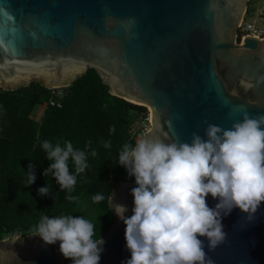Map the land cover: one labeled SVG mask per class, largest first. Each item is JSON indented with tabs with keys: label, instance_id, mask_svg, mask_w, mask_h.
<instances>
[{
	"label": "water",
	"instance_id": "1",
	"mask_svg": "<svg viewBox=\"0 0 264 264\" xmlns=\"http://www.w3.org/2000/svg\"><path fill=\"white\" fill-rule=\"evenodd\" d=\"M250 0H0V88L32 83L70 87L90 69L110 94L150 112L140 137L191 142L208 123L224 128L264 115V37L240 35ZM134 176L109 197L114 224L99 264L130 258L125 224ZM209 207L217 200L207 197ZM227 238L205 251L213 264H264V203L247 221L238 208L223 217ZM59 242L32 233L0 239V264H66Z\"/></svg>",
	"mask_w": 264,
	"mask_h": 264
},
{
	"label": "clouds",
	"instance_id": "2",
	"mask_svg": "<svg viewBox=\"0 0 264 264\" xmlns=\"http://www.w3.org/2000/svg\"><path fill=\"white\" fill-rule=\"evenodd\" d=\"M240 115L229 128L205 121L204 137L194 132L191 142L145 136L134 146L123 145L118 163L137 186L131 189V216H125V205L112 203L126 226L130 258L122 264H213L200 237L214 251L226 241L222 219L234 208L247 221L254 219L264 203V115ZM104 147H111L110 142ZM42 148L51 161L43 175L51 174L61 190L71 192L77 176L89 167L85 151L74 149L70 141L61 146L45 140ZM34 168L30 161L26 185L36 180ZM49 193L48 185L38 189L41 196ZM209 195L218 201L214 207L207 203ZM92 199L98 203L104 197ZM32 235L46 245L59 242V252L72 264H99L105 243L101 237L94 239V224L83 216L45 215Z\"/></svg>",
	"mask_w": 264,
	"mask_h": 264
},
{
	"label": "trees",
	"instance_id": "3",
	"mask_svg": "<svg viewBox=\"0 0 264 264\" xmlns=\"http://www.w3.org/2000/svg\"><path fill=\"white\" fill-rule=\"evenodd\" d=\"M250 10L249 5L247 13ZM64 90L58 107L48 104L50 90L37 82L14 91L0 88V239L32 233L45 215L75 216L84 193L104 197L95 203L96 217L90 221L94 239L102 238L115 222L109 197L117 183L129 176L118 163L119 152L124 144L134 146L140 139L142 132L135 126L143 123L147 109L110 94L93 69ZM39 103L44 112L36 119ZM45 140L61 146L70 141L74 149L85 151L89 167L77 176L71 192L61 190L51 174L43 175L51 163L42 148ZM105 142L111 147H104ZM30 161L36 180L26 185ZM69 169L74 172L71 160ZM47 185L50 193L39 195L38 189ZM69 195L76 199L69 201Z\"/></svg>",
	"mask_w": 264,
	"mask_h": 264
},
{
	"label": "rangeland",
	"instance_id": "4",
	"mask_svg": "<svg viewBox=\"0 0 264 264\" xmlns=\"http://www.w3.org/2000/svg\"><path fill=\"white\" fill-rule=\"evenodd\" d=\"M250 12L246 14L243 25L240 28V35L243 37L247 34L246 28L250 24H255L261 28H264V0H250ZM46 106V105H45ZM44 108L43 104L39 103L34 110V117L36 119L40 118L43 114ZM143 125L135 126L136 129L140 128ZM143 133L140 135L142 136ZM93 196L89 193H84L81 195L78 205L76 206L74 215L83 216L85 219L91 221L96 217V204L93 202ZM18 234V233H16ZM18 236V235H14ZM13 237V236H9ZM66 264H72L70 259L65 260Z\"/></svg>",
	"mask_w": 264,
	"mask_h": 264
},
{
	"label": "built area",
	"instance_id": "5",
	"mask_svg": "<svg viewBox=\"0 0 264 264\" xmlns=\"http://www.w3.org/2000/svg\"><path fill=\"white\" fill-rule=\"evenodd\" d=\"M247 34L246 35H254L258 37H264V28H261L257 25L250 24L247 28ZM66 88V87H65ZM50 90V97L48 100V104L50 106H62V98L65 96V90L63 87H53L49 88ZM150 127V112L147 110V116L145 120L143 121V125L138 129L141 130L142 133H145ZM21 232H18V234L14 235H20ZM12 235V236H14Z\"/></svg>",
	"mask_w": 264,
	"mask_h": 264
}]
</instances>
